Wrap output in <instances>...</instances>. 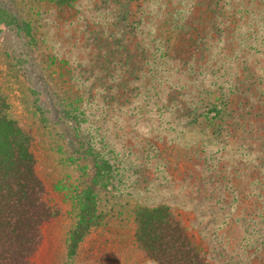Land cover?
I'll return each instance as SVG.
<instances>
[{
    "label": "rangeland",
    "instance_id": "1",
    "mask_svg": "<svg viewBox=\"0 0 264 264\" xmlns=\"http://www.w3.org/2000/svg\"><path fill=\"white\" fill-rule=\"evenodd\" d=\"M2 21L0 98L54 212L32 264L65 262L88 147L110 166L73 264H146L132 209L159 202L208 264H264V0H0Z\"/></svg>",
    "mask_w": 264,
    "mask_h": 264
},
{
    "label": "trees",
    "instance_id": "2",
    "mask_svg": "<svg viewBox=\"0 0 264 264\" xmlns=\"http://www.w3.org/2000/svg\"><path fill=\"white\" fill-rule=\"evenodd\" d=\"M49 1L62 8L73 2ZM260 44L264 45V39ZM6 109L0 98V264H32L30 257L40 241L41 226L54 212L46 202L44 184L35 172L32 137L8 116ZM87 151L96 170L84 190L83 213L70 235L64 264H73L79 243L96 219V190L103 184L104 172L110 166L100 151L92 147ZM132 210L134 243L146 264H208L206 253L192 240L171 203H140Z\"/></svg>",
    "mask_w": 264,
    "mask_h": 264
}]
</instances>
